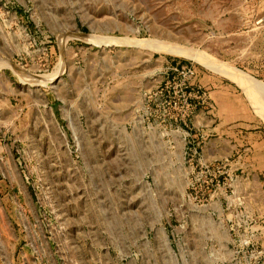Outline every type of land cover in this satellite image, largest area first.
<instances>
[{"label": "rangeland", "instance_id": "374dc122", "mask_svg": "<svg viewBox=\"0 0 264 264\" xmlns=\"http://www.w3.org/2000/svg\"><path fill=\"white\" fill-rule=\"evenodd\" d=\"M0 264H264V0H0Z\"/></svg>", "mask_w": 264, "mask_h": 264}, {"label": "built area", "instance_id": "2783aa9c", "mask_svg": "<svg viewBox=\"0 0 264 264\" xmlns=\"http://www.w3.org/2000/svg\"><path fill=\"white\" fill-rule=\"evenodd\" d=\"M181 75L185 77H191L194 74V70L191 67H182L181 69Z\"/></svg>", "mask_w": 264, "mask_h": 264}, {"label": "bare ground", "instance_id": "6f19581e", "mask_svg": "<svg viewBox=\"0 0 264 264\" xmlns=\"http://www.w3.org/2000/svg\"><path fill=\"white\" fill-rule=\"evenodd\" d=\"M226 73V72H225ZM229 74H230V72H229ZM231 75H233V77L235 78V80L237 81V82H240V83H243V82H245V85H247V88L249 89V86H248V84H247V82L241 77V75L240 74H235V73H231ZM230 77V76H229ZM235 81V82H236ZM252 85V84H251ZM254 87V86H253ZM251 90H253L252 88H251ZM255 91V90H254Z\"/></svg>", "mask_w": 264, "mask_h": 264}]
</instances>
